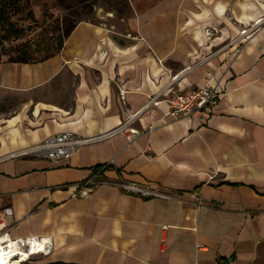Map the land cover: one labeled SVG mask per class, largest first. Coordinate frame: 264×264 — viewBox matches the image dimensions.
<instances>
[{"label": "crops", "instance_id": "crops-1", "mask_svg": "<svg viewBox=\"0 0 264 264\" xmlns=\"http://www.w3.org/2000/svg\"><path fill=\"white\" fill-rule=\"evenodd\" d=\"M127 1L133 34L80 21L53 57L0 63L8 103L0 113V210L13 209L11 236L50 238L51 252L32 257L35 264H264V24L229 44L264 16V4ZM208 73L222 92L213 114L174 119L164 103L144 110L174 76V89L188 91ZM118 128L66 162L8 158L59 133ZM103 165V183L73 198ZM128 182L171 197H142L119 185Z\"/></svg>", "mask_w": 264, "mask_h": 264}, {"label": "built area", "instance_id": "built-area-1", "mask_svg": "<svg viewBox=\"0 0 264 264\" xmlns=\"http://www.w3.org/2000/svg\"><path fill=\"white\" fill-rule=\"evenodd\" d=\"M264 4V0H260ZM264 24V16L252 22L246 28L240 29L238 37L231 41L229 44L242 43L250 39L257 31H259ZM207 35H211L209 30H206ZM228 45V44H227ZM240 47H235L234 53L238 54ZM210 56L202 57L192 67H195ZM191 67L187 68L188 71ZM183 73V72H181ZM177 75L171 79V82L156 95L149 98V101L144 107V110H148L151 107L159 108L160 104L164 103L167 106L165 112L166 116H170L174 119H183L200 114L202 116H209L213 114L219 105L222 92L218 89L217 85L210 83L212 74L208 73L205 83L195 89L188 91H179L174 89V83L177 80ZM164 94H170L171 97L162 99ZM123 98V94L121 95ZM166 97V96H164ZM122 129L118 128L110 132L99 134L92 137H80L72 133H59L46 138L43 142L12 153L8 158H24L33 157L46 159L54 163H61L70 160V158L76 154V152L88 145L103 142L104 140L121 133ZM137 132L132 131V134L128 137L131 141ZM108 165L100 166L95 170L94 175L88 180L77 185V188L72 194L73 198L87 197L96 188H98L103 182L98 180L97 177L107 168ZM120 187L136 193L142 197H161L169 198L171 195L168 192L163 191L159 187H152L149 185H141L134 182L119 184ZM191 197L196 204V208H200L203 205V200L200 194L196 191L191 193ZM13 219V209L6 207L0 210V257L8 262L19 261L20 264H25L31 260L32 257L38 255H47L52 250V244L50 238L29 236L22 238H13L11 236V230L15 227ZM197 250H201V246L196 247ZM22 255L26 256L24 262H20ZM192 264H199L197 261Z\"/></svg>", "mask_w": 264, "mask_h": 264}, {"label": "rangeland", "instance_id": "rangeland-1", "mask_svg": "<svg viewBox=\"0 0 264 264\" xmlns=\"http://www.w3.org/2000/svg\"><path fill=\"white\" fill-rule=\"evenodd\" d=\"M33 19L27 17L28 9L13 18L22 35L3 43V61L15 58L19 46H26L31 60L42 61L56 52L64 39V32L80 21L102 24L120 34H133L134 15L124 0H28ZM216 30H211V34ZM12 100V99H11ZM8 103L0 98V113ZM30 260L25 264H35Z\"/></svg>", "mask_w": 264, "mask_h": 264}, {"label": "trees", "instance_id": "trees-1", "mask_svg": "<svg viewBox=\"0 0 264 264\" xmlns=\"http://www.w3.org/2000/svg\"><path fill=\"white\" fill-rule=\"evenodd\" d=\"M126 5L129 6L127 0H124ZM30 4L28 0H0V63L3 61V43L10 41L11 39H18L22 35V30L18 28L17 23L13 21V18L23 14V12L28 9L27 17L28 19H33V13L30 10ZM75 25L70 27L64 32V39H66L71 31L73 30ZM60 42L59 47L56 52L48 54L42 61L47 60L57 54L64 42ZM17 52V56L15 58H9L7 62L11 63H36L31 60V56L29 50L26 46H19L15 50Z\"/></svg>", "mask_w": 264, "mask_h": 264}, {"label": "bare ground", "instance_id": "bare-ground-1", "mask_svg": "<svg viewBox=\"0 0 264 264\" xmlns=\"http://www.w3.org/2000/svg\"><path fill=\"white\" fill-rule=\"evenodd\" d=\"M26 260V256L22 255L21 261L24 262ZM0 264H20L19 261H14V262H8L7 260H4L3 258L0 257Z\"/></svg>", "mask_w": 264, "mask_h": 264}]
</instances>
